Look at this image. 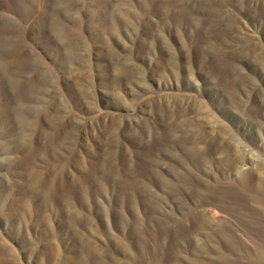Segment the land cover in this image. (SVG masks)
<instances>
[{"label": "rangeland", "instance_id": "obj_1", "mask_svg": "<svg viewBox=\"0 0 264 264\" xmlns=\"http://www.w3.org/2000/svg\"><path fill=\"white\" fill-rule=\"evenodd\" d=\"M0 259L264 264V0H0Z\"/></svg>", "mask_w": 264, "mask_h": 264}, {"label": "bare ground", "instance_id": "obj_2", "mask_svg": "<svg viewBox=\"0 0 264 264\" xmlns=\"http://www.w3.org/2000/svg\"><path fill=\"white\" fill-rule=\"evenodd\" d=\"M4 259V258H3ZM6 259V258H5ZM0 261H1V259H0ZM6 261V260H5ZM11 261V260H10ZM1 262H3V261H1ZM8 263V262H7Z\"/></svg>", "mask_w": 264, "mask_h": 264}]
</instances>
